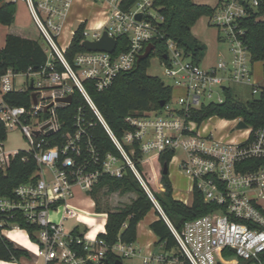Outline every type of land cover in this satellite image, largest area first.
I'll return each instance as SVG.
<instances>
[{"label": "built area", "instance_id": "obj_1", "mask_svg": "<svg viewBox=\"0 0 264 264\" xmlns=\"http://www.w3.org/2000/svg\"><path fill=\"white\" fill-rule=\"evenodd\" d=\"M1 1L27 4L48 53L46 63L38 70L17 73L8 69L0 74V119L7 132L20 129L30 145L29 149H7L4 141L0 142V169L5 170L21 151L26 153L24 160L32 155L37 162L33 179L19 184L13 196L0 197V237L17 244L5 231L24 230L30 243L36 244V252H30L36 260L29 262L21 258L5 261L6 264H105L104 241L97 234L94 238H87L85 234L75 236L72 230L64 228V222L78 220L74 204L78 192L92 198L89 193L102 175L121 178L128 170L168 223L183 260L152 249L140 255L141 247L118 243L113 251L123 259L139 254L143 264H183L184 261L221 264L222 251L231 249L250 264H264V164L255 169H241L245 161L264 159V127L239 128L241 118L228 120L211 116L202 122L192 118L193 110L224 102L225 88L230 83L248 86L253 95L259 96L263 90L264 86L254 79V63L243 40L246 29L242 26L243 19L257 8L260 0L218 2L209 23L218 28L219 40L228 44V54H220L208 67L193 61L177 42L167 39V57L160 60L165 74L172 80L166 85L173 92L181 90L176 105H173L172 93L171 102L161 109L128 115L125 120L130 128L121 138L92 100L85 82H92L99 91L109 88L120 73L137 64L149 43L164 38L160 30L164 18L154 6V0H137L128 8H123L122 0H89L93 4L103 3L106 19L97 28L86 25L84 40L89 39L90 31L94 33L89 40H97L107 31L116 40L126 35L129 48L119 54H115L117 47L114 52L85 49L76 54L74 64L67 60L65 53L77 27L70 30L72 38L66 46L60 43V36L75 0ZM19 76L22 78L18 81ZM27 90L31 96L28 107L11 105L4 100L7 93ZM76 90L81 92L94 116L90 117L87 108L80 105L73 117V130L60 133L62 124L57 110L72 103ZM33 94H36V103ZM67 96H72L71 102L65 101ZM214 120L221 125L212 124ZM98 122L118 153H102L94 136ZM228 122H233L235 128L224 132ZM53 140L57 142L55 145H51ZM169 150L174 151L170 162L175 161L178 170L187 177V193L191 195V200L182 196L177 199L189 205L197 189L205 201L220 206L213 213L186 221L181 229L165 215L146 181L145 166L153 163L154 158L160 161V155ZM91 207H95L94 199ZM17 217L39 227L35 231L36 240L15 220ZM74 243L82 244L86 255L75 251L71 247Z\"/></svg>", "mask_w": 264, "mask_h": 264}, {"label": "trees", "instance_id": "obj_2", "mask_svg": "<svg viewBox=\"0 0 264 264\" xmlns=\"http://www.w3.org/2000/svg\"><path fill=\"white\" fill-rule=\"evenodd\" d=\"M136 1L122 0V6L128 8ZM154 6L164 18L160 23V30L164 34V38L153 40L155 51L132 69L120 73L113 84L103 91L97 90L92 82H85L92 100L119 138L130 128L125 120L128 115L148 110H159L162 108L161 101L165 100V104H167L172 100V87L166 85L159 77L147 73L152 57L157 55L161 60H164V55L167 52L166 40L173 39L177 42L192 56L196 63L202 62L207 49V46L194 36L192 28L201 17H209L214 14L215 7L196 3L193 0H154ZM15 15L16 4L0 0V23L11 25L15 20ZM242 26L246 29L243 40L250 50L253 63L263 61L264 0H260L257 8L252 9L251 14L243 19ZM85 27V22H81L77 26L72 41L66 50L65 56L71 64H74L76 54L86 49L83 45ZM128 48V37L126 35L118 36L115 54L126 51ZM47 58L48 53L43 41L9 33L6 37L5 46L0 48V74H4L8 69L17 73L27 72L29 69L38 70L46 63ZM58 67L63 68L61 64H58ZM4 100L11 105L28 107L31 104L30 91L7 93L4 95ZM80 105L87 108L90 117L94 116L81 92L76 90L73 94L72 103L68 106H61L57 110L62 124L60 133L73 130V117L76 108ZM192 112V118L199 122L211 116H218L228 120L241 118L248 126L255 129L264 127V87L257 98L248 101L236 99L231 89L225 88L224 102L206 104ZM94 136L102 153L109 151L118 153L109 134L100 122L94 129ZM6 138L7 129L0 119V142L5 141ZM56 143L53 140L51 145ZM173 155V150L161 154L162 166L164 163L169 165ZM24 156L26 153L21 151L9 161L5 170L0 169V197L13 196L14 189L19 184L35 177L36 159L32 155H27V159L24 160ZM263 164L264 159L248 160L242 164L241 169H255ZM160 183L162 192H154V195L165 215L178 229H181L186 221L213 213L220 208L215 202L205 201L203 193L197 189H195L192 203L189 205L175 198L169 172L167 174L161 172ZM102 190L107 195L135 193L136 197L129 203L115 208H107L104 211L98 198ZM89 195L95 201V210L107 213L105 231L97 234L107 247L104 258L105 264H118V259L124 264V259L113 251V247L118 243L134 244L137 241L139 223L149 211L155 209L154 202L130 170L121 178L102 175ZM155 213L158 217L150 224V229L157 237L155 245H162L164 252L168 253L169 256H179L182 261L183 259L178 253L176 238L168 223L158 210L155 209ZM15 220L19 221L20 226L29 232L32 240H36L35 231L39 229L38 226L28 224L23 217H17ZM84 232L85 230L79 225L72 229V234L75 236H83ZM71 247L80 255H86L82 244L74 243ZM222 255L231 256L235 255V252L231 249H225L222 251ZM30 257L29 250L5 237H0V260L13 261ZM239 261L240 264H250L246 260L240 259ZM183 264L190 263L184 261Z\"/></svg>", "mask_w": 264, "mask_h": 264}, {"label": "rangeland", "instance_id": "obj_3", "mask_svg": "<svg viewBox=\"0 0 264 264\" xmlns=\"http://www.w3.org/2000/svg\"><path fill=\"white\" fill-rule=\"evenodd\" d=\"M195 1H204L203 3H206L205 1H211V0H195ZM26 3L18 2L16 3V12L17 17L15 18V24L12 26V31H25L26 34H28L33 39L40 40L42 42V38L40 36L39 30L33 20V17L31 15L30 9L28 6L25 5ZM74 13L72 14L73 17L77 16L76 12H80L90 19L92 17L98 18L100 20L103 18V21H99V25H102V23L105 22L106 19V13L104 5L101 1L98 2V4H93L89 0H84L74 7ZM102 13V14H100ZM20 24H25L26 28L25 30L21 29ZM5 25L0 23V42L3 38V33L5 30ZM194 31L199 33V35H203L205 39H208V41H211L212 46L218 48L220 51L224 52L225 54H228V44L226 42H222L218 40V28L210 24L208 22V19L203 16L198 20V22L194 26ZM89 39L93 38V31H90ZM69 41V37H63V43L64 45L67 44ZM213 52H209L208 56L206 57V62H209V60L213 56ZM204 64V65H205ZM255 73L260 70L262 75L264 76V64L262 62H255L254 64ZM147 73L151 76H156L162 79V81L165 84H170L172 82L171 78L168 77L165 74V67L162 65L161 60L159 56L155 55L151 58L150 66L147 69ZM22 77H18V81L21 80ZM229 88L232 91L233 96L236 99L242 100V101H248L253 98H257L258 95H253L252 91L249 87L241 84L236 83H230L228 84ZM181 94V92L178 89H175L173 92V105H176V99ZM224 122V121H223ZM212 124L218 126L221 125L219 121L214 120ZM225 129L224 132H231L235 128V124L233 122H228L224 125ZM4 146L7 149H29L30 145L27 141V139L24 137L23 133L20 129L15 130H8L7 132V138L4 141ZM178 154H181V152H178ZM147 172V184L150 187V189L154 192L160 193L162 192V186L160 183V177L162 172V164L157 158H154V162L151 164H148L145 166ZM169 176L171 178L172 184H173V194L174 197H183L191 200V195L187 193L188 190V179L187 177L181 173L177 166L175 161L170 162L169 164ZM136 197L135 193H126V194H120V193H112V194H104L103 190L99 193L98 198L100 201V205L102 206V210H106L107 208H112V205L115 206H122L126 203H129ZM74 204L78 207V211H88V214L92 216L93 222L87 223L86 221L80 219V214L78 213V220L75 218L73 219H67L64 222V228L66 230H72L75 226L79 225L82 229L85 230V235L87 238L94 237L91 235V232L94 231V233L98 234L99 232H103L104 230L97 229L99 227V224L103 223L104 217L103 214L105 212H97L95 208H92L89 204V198L85 193L78 192L77 198L74 202ZM157 210V209H156ZM155 211L151 210L149 211L146 216L143 218L142 223L145 224L148 222L152 217H154ZM5 235L15 242H17L22 247L28 249L31 253L36 252V244L31 243V246L27 248V246L24 245L25 241L28 240L26 232L24 230H8L5 231ZM94 235V234H93ZM151 235L148 233H141L140 240L136 242L137 246H140V243L144 246L146 241L151 240ZM153 251H163V247L160 245H154L151 248ZM148 250L143 247L140 251V255H144L147 253ZM31 260H36L35 256L31 257ZM221 264H240V258H238L236 255L231 256H223L221 255ZM243 260V259H242ZM40 262V260H39ZM0 264H6L5 261L0 260ZM124 264H143L142 258L139 256V254L135 255L132 258L124 259ZM174 264H180L179 262H176Z\"/></svg>", "mask_w": 264, "mask_h": 264}, {"label": "crops", "instance_id": "obj_4", "mask_svg": "<svg viewBox=\"0 0 264 264\" xmlns=\"http://www.w3.org/2000/svg\"><path fill=\"white\" fill-rule=\"evenodd\" d=\"M84 1V0H75L71 9H70V12L68 14V16L66 17L65 19V23H64V27H63V30H62V34L60 36V43L63 44V46H66L67 44L70 43V40L72 38L71 36V32L70 30H73L74 28H76L78 26V24L81 22V21H85L86 22V25L88 28H97L98 26H101L99 25V21H103V18H101L100 20H98V18H94L92 17L90 19V21L88 20V18L86 17V15L80 13V12H76L77 13V16L76 17H73V13L75 12L74 11V7L77 6L78 4L80 5V3ZM194 2L196 3H200V4H207V5H210L212 7H216L218 2L220 0H211V1H205L206 3H203L204 1H195L193 0ZM22 3H25V2H22ZM27 6V4H25ZM102 14V13H100ZM17 17V12H16V15H15V18ZM207 19H208V22H209V17L208 16H205ZM202 18V17H201ZM198 22V21H197ZM196 22V23H197ZM15 24V20L14 22L11 24V25H5V30H4V33H3V38H2V41L0 42V48H3L5 46V43H6V37L9 33H12V34H16V35H19L21 37H25V38H31L33 39L32 37H30L28 34L25 33V31H20V32H17V31H12V26ZM103 24V23H102ZM21 25V29L22 30H25L26 28V25L25 24H20ZM195 26V25H194ZM193 26V28H194ZM192 28V33L194 34L195 37H197L200 41H202L206 46H207V49H206V52H205V55H204V58L202 60V65L205 66V67H208L212 64L215 63V61L218 59L219 55L224 53L222 51H220L218 48L216 49V47H213L212 46V43L211 41H208V39H205V37L203 35H199V33L195 32L194 29ZM69 37V41L67 44L64 45L63 43V37ZM219 40V38H218ZM220 41V40H219ZM213 56L212 58L209 60V62H206L205 64V61H206V57L208 56V53L210 52H213ZM257 62H262L264 64V60L263 61H257ZM205 64V65H204ZM255 64V63H254ZM254 64H253V74H254V79L262 86H264V76L262 75L261 71L258 70L256 73H255V69H254ZM248 87V86H247ZM180 92L181 90L178 89ZM175 198H178L177 196ZM92 198H89V204L92 205ZM75 202V201H74ZM115 207H118L115 206V205H112V208H115ZM78 208V207H77ZM92 208H95V207H92ZM155 211V209H153ZM156 214V213H155ZM103 217H104V222H103V229L105 231V223H106V220H107V213L103 214ZM157 215H155L154 217H152L148 222H146L145 224L142 223V221L139 223V226H138V240H140V235L141 233H145V234H149L151 235V240H148L146 241L147 243H145V245L143 246L141 243H140V246H137L136 245V242L133 244L134 246L136 247H145L147 250L151 249L154 245H155V242L157 241V237L156 235L153 233V231L150 229V224L152 221H154L155 219H157ZM78 226V225H77ZM103 231V232H104ZM96 234V233H95ZM28 237V236H27ZM27 241L29 240H26L24 244L27 243ZM18 245V244H17ZM21 246V245H19ZM29 246H31V243L29 241ZM162 247V245H160ZM22 247V246H21ZM24 248V247H23ZM28 250V249H27ZM30 252V251H29ZM32 257V256H31ZM31 257L30 258H24L26 259L27 261H31ZM40 260V263L43 262L42 259H39Z\"/></svg>", "mask_w": 264, "mask_h": 264}, {"label": "water", "instance_id": "obj_5", "mask_svg": "<svg viewBox=\"0 0 264 264\" xmlns=\"http://www.w3.org/2000/svg\"><path fill=\"white\" fill-rule=\"evenodd\" d=\"M137 18H141V14H137ZM83 45L87 50L92 51H108V52H114L117 47V40L114 37H111L108 35L107 31H103L101 37L97 40H84ZM155 49V45L153 43H149L146 47V50L143 54H141L138 57L137 64H139L142 60L147 59L152 51ZM164 57H167V54L164 55ZM33 100L34 103H36V94H33ZM65 101L71 102L72 96H67L65 98ZM165 100L161 101V106H165ZM239 128H246L247 124L244 121H240L238 124ZM169 172V165L168 163H164L162 166V173L167 174ZM118 264H122L121 260H117Z\"/></svg>", "mask_w": 264, "mask_h": 264}, {"label": "bare ground", "instance_id": "obj_6", "mask_svg": "<svg viewBox=\"0 0 264 264\" xmlns=\"http://www.w3.org/2000/svg\"><path fill=\"white\" fill-rule=\"evenodd\" d=\"M76 213H77V215H78V213L80 214V219H82V220H84V221H86L87 223H92L93 222V219H92V216L90 215V214H88V211L87 210H85V211H78V208H77V206H76ZM79 218V217H78ZM103 222H104V220H103ZM97 229H99V230H104L103 229V223H101V224H99V227L97 228ZM94 234V235H93ZM91 235L92 236H95L96 234L94 233V231H92L91 232ZM89 238H94V237H90L89 236ZM18 244V243H17ZM19 245V244H18ZM25 246H27V248L28 247H30L29 246V241H27V243L26 244H24Z\"/></svg>", "mask_w": 264, "mask_h": 264}]
</instances>
